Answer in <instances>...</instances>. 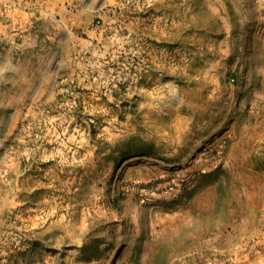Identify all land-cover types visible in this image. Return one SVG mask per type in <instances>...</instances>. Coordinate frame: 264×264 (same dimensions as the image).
I'll return each instance as SVG.
<instances>
[{"label": "rangeland", "instance_id": "374dc122", "mask_svg": "<svg viewBox=\"0 0 264 264\" xmlns=\"http://www.w3.org/2000/svg\"><path fill=\"white\" fill-rule=\"evenodd\" d=\"M0 5V264H264V0Z\"/></svg>", "mask_w": 264, "mask_h": 264}, {"label": "crops", "instance_id": "0c3cea01", "mask_svg": "<svg viewBox=\"0 0 264 264\" xmlns=\"http://www.w3.org/2000/svg\"><path fill=\"white\" fill-rule=\"evenodd\" d=\"M48 3V1H45ZM1 7H3L2 5H0ZM82 6V5H81ZM16 7V6H15ZM83 7V6H82ZM17 10V7L15 8ZM20 11H22V9H18ZM16 12V11H15ZM80 12V9H76L73 10V11H67L68 14H76V13H79ZM10 16L9 18H12V16L10 15L9 13V10L7 8H5V14L2 16V19H0V39L2 41V44L6 45V48L4 49V51L2 52V58L0 59V62L1 63H6V61L9 60L8 56L10 54H12V51L13 49L16 50V48H24V44L21 42H16V39L17 38H21V37H18L17 35H14L12 32H8V29H9V26L8 25V17L7 16ZM20 16H16L15 18V21L12 19V21L10 22V24H12V22L16 25L18 24L19 21V18ZM21 23V22H20ZM13 40H15L14 43ZM47 44H46V47H48V40L46 41ZM8 45V47H7ZM27 48V47H26ZM31 51L34 52V55L36 57V62L39 64V62H41L42 60H44V55L46 54H41V50L44 49L42 47V45L40 44L38 38L36 37V40L35 39H32V41H30V48ZM47 52L49 53V51L47 50ZM44 53V52H43ZM50 54V53H49ZM48 62H52V60L50 58L47 59Z\"/></svg>", "mask_w": 264, "mask_h": 264}]
</instances>
